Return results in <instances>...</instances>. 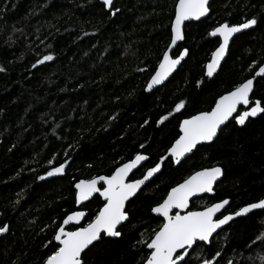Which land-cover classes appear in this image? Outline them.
<instances>
[{
	"label": "trees",
	"instance_id": "16d2710c",
	"mask_svg": "<svg viewBox=\"0 0 264 264\" xmlns=\"http://www.w3.org/2000/svg\"><path fill=\"white\" fill-rule=\"evenodd\" d=\"M177 2L116 0L108 11L100 0H0V226L8 225L0 264H44L64 219L78 211L77 182L110 176L144 154L149 162L131 177L141 179L179 138L183 120L211 111L264 64V0H213L209 17L187 24L173 53L188 49V58L167 84L146 93L171 44ZM250 18L257 25L234 39L226 61L208 77L206 65L221 43L209 33ZM46 55L53 59L38 63ZM253 62L257 68L250 69ZM256 100L264 106V78L256 82L252 106ZM61 164L64 177L47 176ZM213 167L224 171L215 196L195 199L192 211L229 199L225 214H234L264 199V113L242 128L232 120L214 143L177 167L169 159L128 203L121 237L103 236L83 255L84 264H145L146 244L163 223L152 208L171 188ZM103 204L96 196L80 209L88 212L82 226ZM261 233L264 210L230 223L210 246L192 250L187 264H264Z\"/></svg>",
	"mask_w": 264,
	"mask_h": 264
},
{
	"label": "snow or ice",
	"instance_id": "6c2138e0",
	"mask_svg": "<svg viewBox=\"0 0 264 264\" xmlns=\"http://www.w3.org/2000/svg\"><path fill=\"white\" fill-rule=\"evenodd\" d=\"M106 7H111L113 0H103ZM118 11V10H117ZM209 11L208 0H178L175 5V19L171 24V46H175L177 41L184 39L181 26L187 20H199L206 16ZM115 15V12L113 13ZM258 23L256 18L247 19L243 23L228 24L227 22L215 27L209 35L212 37H221L222 42L219 47L212 53L210 62L206 65V75L212 77L221 65V61L225 58L229 47V42L234 34L244 29H250ZM188 54V49H184L180 55L173 58L169 55V51L163 53V58L159 62V66L152 75L147 89L151 90L155 85H160L175 70L181 60ZM53 56L46 55L42 61H51ZM258 62H253L250 69L257 68ZM35 67V65H33ZM3 69H0L2 71ZM143 71V69H141ZM257 77L264 78V64H259L258 70L254 75L246 79L244 82L235 86L232 91L221 95L216 101L211 111L200 112L185 119L180 124V135L172 147L169 149L170 157L174 159L176 164L182 162V158L188 153H192L197 145L202 142H211L217 136V132L221 125L225 124L233 113L237 112L239 105L248 106L250 104V94L254 90V81ZM185 103L181 101L175 105V111L179 112L184 108ZM264 113V106L260 100L254 102V106L248 110L239 113L235 120L238 124H245L249 117H256L258 114ZM168 117H161V122ZM148 158L143 155H136L135 159L130 160L115 169L110 176H98L90 180H80L75 184L76 202L88 200L94 193H98L103 197L104 204L100 208L98 214L86 227H79L75 231H65L64 227H60L55 235L58 246L47 256L44 264H84L82 253L93 245L94 242L101 240L102 234L108 237H120L119 227L123 222L129 219L126 210V202L136 195L142 185L149 181L154 174L161 169L158 163L154 167L149 168L142 179H136L127 182L126 178L133 169L140 165L141 161ZM162 160L164 158H161ZM65 165L53 168L47 172L48 177L62 174ZM222 175L220 167L203 169L195 172L193 175L184 180L183 183L171 188L162 203L152 208V212L163 217L164 222L160 225L159 230L154 232L151 241L146 247L151 250L145 258V264H187L186 257L191 253L189 250H195L203 244H210L211 238L217 229H221L223 225L228 224L235 217L244 216L256 209H264V199L255 203H250L241 207L234 214L222 215V218L216 216L225 205L229 204L228 200L205 207L201 211H187L181 214L189 206L191 197L198 193H211L213 185L217 178ZM41 180L44 177H40ZM103 181V185H97ZM85 216L82 211L73 212L63 221L65 225L75 221L77 224L81 218ZM8 231V225L0 226V234ZM257 240H264V233L257 237ZM215 256H220L219 252ZM264 262V257H260ZM201 264H214L213 259H203ZM218 264V262H216ZM229 264H232L229 261Z\"/></svg>",
	"mask_w": 264,
	"mask_h": 264
},
{
	"label": "water",
	"instance_id": "95a60500",
	"mask_svg": "<svg viewBox=\"0 0 264 264\" xmlns=\"http://www.w3.org/2000/svg\"><path fill=\"white\" fill-rule=\"evenodd\" d=\"M100 1H101V3L103 4V0H100ZM115 1H116V0H113V4H112V6H111L110 8L105 6L106 9H107L108 11H110V10L112 9V7H113ZM212 1H213V0H208V8H209V6H210V4H211ZM209 15H210V9H209L207 15L201 17L199 20L192 19V20H187V21L184 22V24L181 26L182 32H183V34H184V39H183V40H180V41H177V44H176L175 46H171V49H170V46L168 47L167 51H169V55H170V56L173 57V53L176 51V49L178 48V46H179V45H182V44L184 43V40H185V33H184V31H185V27L187 26V24H190V23H193V22H195V23H196V22H200V21H202V20L208 18ZM174 19H175V18H174ZM252 28H253V27H252ZM252 28H250V29H244V30H242L241 32L234 34L233 38H232V39L230 40V42H229V47H228V50H227V52H226L225 58L221 61V65L226 61V59H227V57H228V55H229L230 48H231V45H232L234 39H235L237 36H239V35H241V34H243V33H245V32H248V31L251 30ZM214 38H219L220 41L222 42V38H221V37L217 36V37H214ZM170 45H171V44H170ZM177 57H178V56H177ZM173 58H176V57H173ZM187 58H188V54L184 57L183 60H181V63H180L179 65H177V67L175 68V70H174V71L168 76V78H167L165 81H163L160 85H155L151 90H148V89H147V86H146V93L151 94V93H153L156 89L161 88L162 86H164L165 84H167V83L171 80V78L174 76V74L179 70V68L181 67V65L184 63V61H185ZM221 65H220V66H221ZM158 66H159V65H158ZM157 68H158V67H157ZM156 70H157V69H156ZM154 74H155V73H154ZM154 74H153V75H154ZM150 79H151V78H150ZM259 79H261V77H257L256 80L254 81V90H255L256 82H257ZM149 81H150V80H149ZM148 83H149V82H148ZM147 85H148V84H147ZM254 90H253V92H254ZM253 92L250 94V104H249L248 106H245V105H239L238 108H237V112H236V113H233V116L230 117L229 120L225 122V124L221 125L220 129H219L218 132H217V136L213 139V141H211V142H202L201 144L197 145V148H198L199 146H202V145H210V144L214 143V142L217 140V138H218L220 132L223 130V128H224L228 123H230L232 120L235 119V117L240 113V110H241V109H243V111H246V110H248L250 107H252V95H253ZM253 106H254V105H253ZM180 111H181V110H180ZM243 111H242V112H243ZM262 114H263V113H260V114H258L256 117H249L248 120H246L245 124H243V125H240V124H238V123H237V124H238L239 127L242 128V127H244V126L247 124V122H248L250 119H257V118L260 117ZM179 131H180V129H179ZM180 134H181V133H180ZM174 143H175V142H174ZM171 147H172V146H171ZM197 148H196V149H197ZM196 149H194L193 152H194ZM193 152H192V153H188V154H186V156H185L184 158H182V162L185 161L186 159H188V158L193 154ZM139 155L146 156L148 159H147V160H144V161H141L140 165H138L136 169H133L132 172L129 173L128 177L126 178V181H127V182L134 181V180H131L132 175H133L136 171H138L139 169H141L143 166H145V165L149 162V160H150L149 156H147V155H144V154H139ZM163 158H164L163 160L160 159V161L158 162V163L161 164V169H160V171H159L158 173L154 174L153 177H151V178L149 179V181H146V182H145V185H142V186H141V189L138 190V192L136 193V195H134L133 197H131V198L126 202V209H127V205H128V203H129L130 201H132V200H133V199H134V198H135V197L141 192V190H142L143 188H145L147 185H149V184L151 183V181H152L154 178H156V177L162 172L163 167H164V164H165L169 159H172V158L170 157L169 150H168L167 154H166ZM134 159H135V158H134ZM172 161H173L175 167L179 166V165L182 163V162H181L180 164H176L175 161H174V159H172ZM127 163H128V162H127ZM220 168H221V167H220ZM221 169H222V168H221ZM66 171H67V166H65V170H64V172H63L62 174H57V175H54V176H56V177H64V176L66 175ZM146 172H147V171H146ZM145 174H146V173H145ZM223 177H224V171H223V169H222V175L219 176V177L217 178L216 182H215L214 185H213V191H212L211 193H198V194L194 195L193 197L190 198V200H189V206H188L187 209H185V210L174 209V210H173V214H174L176 211H181V214H184V213L187 212V211H192V210H191V203H192V201H194L195 199L202 198V197H204V196H211V197L215 196V188H216L217 184L223 179ZM142 178H143V177H142ZM142 178H141V179H142ZM77 183H78V182H77ZM102 185H103V181H101L97 186H98V187H101ZM74 189H75V191H77L76 188H75V186H74ZM96 196H99V197L101 198L102 202L104 203L103 197H101L98 193H94L93 196L90 197L88 200H86V201H82V202L79 203V204L76 202V208L78 209V211H82V212H84V213H85V216H84L83 218H81V220H80V222H79L78 224H77L75 221H72V222H69V224H67V225H65L64 223H62L61 227H64L65 231H71V230L69 229V228H71V227H76L77 229H78L79 227H84V226H82V225H83L84 221L86 220V217L88 216V212H87V211H84V210H80V209H81L82 207H84L85 205H87L89 202H91ZM227 200L229 201V204H228V205H225V208H224V209H221V211H220L219 213L216 214V216H217L218 218H222V215H221V214H223V215H229V214H225L226 211L228 210L229 206H230V200H229V199H227ZM218 203H219V202H218ZM261 210H264V209H256V210H253L251 213H253V212H255V211H261ZM198 211H201V210H198ZM76 212H77V211H76ZM251 213H248V214H246V215H244V216H240V217H235V216H234V219H233L232 221H230V222H229L228 224H226V225H223V226L221 227V229H217V232L213 234V236H212V238H211V241H212V239L214 238V236H216L220 231H222L224 228H226L230 223H232L233 221H235V220H237V219H240V218H243V217H247V216L250 215ZM71 214H72V213H71ZM71 214H69V215H71ZM152 214H153L155 217H158V218L162 219L163 222H164V219H163L162 216H160L159 214L154 213V212H152ZM69 215H68V216H69ZM66 218H67V217H66ZM66 218H65V219H66ZM65 219H64V220H65ZM128 220H129V219H128ZM128 220L125 221V222H123L122 226H123L124 224H126V223L128 222ZM122 226H120L119 229H120ZM85 227H86V226H85ZM77 229H76V230H77ZM58 231H59V229H58ZM58 231H57V232H58ZM74 231H75V230H74ZM1 235H2V234H0V236H1ZM103 236H105L106 238H111V239H119V238L121 237V236H120V237H108V236L102 234V237H103ZM101 239H102V238H101ZM100 241H101V240L96 241V242L93 243V245H90L89 248L86 249L84 253H82V257H83V255H84V254H85V253H86V252H87L92 246H94L96 243H98V242H100ZM55 242H56V244L58 245L59 242L56 241V240H55ZM201 244H203V243H201ZM206 245H207V246H210V244H206ZM147 250H148L149 252H151L150 249L147 248ZM189 251L191 252L192 250H189ZM187 258H188V257H186V260H187Z\"/></svg>",
	"mask_w": 264,
	"mask_h": 264
},
{
	"label": "rangeland",
	"instance_id": "374dc122",
	"mask_svg": "<svg viewBox=\"0 0 264 264\" xmlns=\"http://www.w3.org/2000/svg\"><path fill=\"white\" fill-rule=\"evenodd\" d=\"M44 62H46V61H44Z\"/></svg>",
	"mask_w": 264,
	"mask_h": 264
}]
</instances>
